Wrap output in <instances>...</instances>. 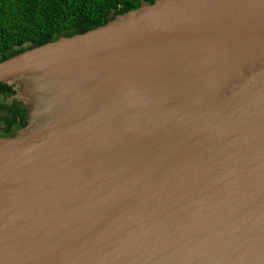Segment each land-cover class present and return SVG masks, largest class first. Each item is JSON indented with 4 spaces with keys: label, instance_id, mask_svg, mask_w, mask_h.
Wrapping results in <instances>:
<instances>
[{
    "label": "water",
    "instance_id": "95a60500",
    "mask_svg": "<svg viewBox=\"0 0 264 264\" xmlns=\"http://www.w3.org/2000/svg\"><path fill=\"white\" fill-rule=\"evenodd\" d=\"M0 82L13 85L8 100L27 110L23 126L0 134V264H264V174L240 196L233 190L264 170V0H141L103 24L0 60ZM199 101L209 113L196 117L191 106L187 122L179 106ZM197 120L204 144L218 133L216 142L229 141L207 178L230 191L234 211L223 216L224 195L204 198L196 209L209 212L211 227L185 218L186 232L169 239L151 237L154 216L141 226L111 217L99 229L103 217L92 213L131 168L136 132L142 148L166 135L151 162L165 177L192 150ZM127 177L122 183L134 184ZM155 182L152 196L168 183ZM200 182H191L197 194ZM209 202L219 215L210 216ZM59 231L61 243L49 242ZM34 232L48 235L39 241Z\"/></svg>",
    "mask_w": 264,
    "mask_h": 264
},
{
    "label": "bare ground",
    "instance_id": "6f19581e",
    "mask_svg": "<svg viewBox=\"0 0 264 264\" xmlns=\"http://www.w3.org/2000/svg\"><path fill=\"white\" fill-rule=\"evenodd\" d=\"M201 91L203 90H197V93ZM207 103L209 102L199 101L196 104H192V102H190L189 104H182L179 106L180 115L184 114V119L187 120V122H190L189 118L191 117V115L188 113L191 110L190 107L193 106L198 109L196 117H199L204 113H209V108L211 107V105L207 106ZM163 108L165 111H173L176 110L177 106H163ZM133 123L135 127H138L139 122ZM204 126L205 125L202 121H196L194 127H201V130L195 136L192 135V138L190 140L191 145L189 147L192 148V150L189 149V152L182 164L179 163L176 165L177 171L172 173L170 172L169 174H166L165 177H162V173L164 172V170L152 167L151 162L155 165L154 158L159 154V148L161 149L163 144L165 145L164 138L166 135H158L157 138L146 142L145 146L142 148L139 144V140L143 139L144 136L141 137V133L138 130L136 132L137 136L135 135V137L132 138L133 143L131 154L128 155L130 158L129 164L131 165V168L128 167L126 171H123L125 176H129L127 177V179L134 181V184L125 186L122 183L123 178L125 177L124 175L116 178V180L112 184L110 191H108L104 198H101L99 200L97 206L94 208V212L92 213V215L97 216L98 218H100V215H102L103 217L100 218L101 220H103V224L101 227H99V229L107 228L108 220L111 217L112 220L121 217L125 220V222L130 221L131 224L133 221L135 222L139 220L138 225L141 226L142 224L148 222L150 219H154L152 217L154 216L155 219L160 218V220L159 222H157L154 219L153 222L149 223V225L151 226L149 230V232H151V237L159 235L156 239H169V236L173 230L186 232L184 227L187 225V223L184 222H187V219L185 218H193V221H195V217H197L198 220H201L206 224V229L211 227L209 226V224H211V221L213 223L214 220L206 218V216L209 215V212L206 211L202 213L201 211L196 209V207L201 208V206L204 205V198L216 199L218 198V196L224 195L225 199L223 200V203L225 205V209L222 211L224 212L223 216L233 212L234 209L230 208V206L232 205V203L235 204V201L232 200L226 204V200L233 197L230 191H224L221 187H218V190L216 187V181H212L207 178L210 169H215V156L216 160L218 157L221 162H224V159L220 155V152L223 156H226L230 152L229 141L225 139V141L221 143L216 142L219 134L218 133L214 135L212 134L213 136H208V142L204 144V139L206 138ZM182 128L184 129V127ZM186 128L189 129L191 127H189V125H186ZM179 130V132L181 133V129ZM168 140H170V138ZM212 143H215V145L211 146ZM123 168L124 167H122L120 170H123ZM189 170L193 171V173L195 174L190 179L188 177ZM255 174H264V170L256 168L252 175L246 176L245 174L241 183L234 182L235 189L233 190H236L234 196H240L238 195V193L243 189V187L259 183V179H257L256 181L254 177ZM201 180L205 182V188H202L201 193L197 194L196 188L194 187V189L191 190L190 187H193V182L199 183ZM155 181H168V183L163 187L159 184V190L156 189L158 194L152 196L154 190L153 187L156 188L154 184L157 182ZM183 185L185 186L183 188V191L181 192L179 191V188ZM224 187L226 186L224 185ZM187 188H189V192L186 190ZM245 193H247V190L245 191ZM263 193L264 190H260L258 195ZM138 195H142L143 199L139 201H132V198L134 196L137 197ZM159 197L162 198V200L165 202L164 207L160 208L159 202L157 204V199ZM180 204L188 205L189 207L185 206L183 207V209H179ZM195 209L200 213L197 212V215H195V213L190 212L196 211ZM206 209L210 211V216L219 215L218 209L217 207H215L213 202L207 203ZM161 223L163 225H160ZM170 225H172L171 228H169ZM159 226L162 229H160ZM142 230H144V228H142ZM60 232L62 231H59L58 233ZM32 234L36 236L39 241H41L48 235L45 234V232H34ZM72 234H74V231H72ZM62 235V233L54 235L49 240V242L59 245L61 243ZM187 236L188 238H190L191 234H187ZM16 245L20 247L19 242Z\"/></svg>",
    "mask_w": 264,
    "mask_h": 264
},
{
    "label": "trees",
    "instance_id": "16d2710c",
    "mask_svg": "<svg viewBox=\"0 0 264 264\" xmlns=\"http://www.w3.org/2000/svg\"><path fill=\"white\" fill-rule=\"evenodd\" d=\"M152 2L153 0H146ZM141 0H0V60L33 45L103 24ZM12 84L0 82V134L24 125L27 110Z\"/></svg>",
    "mask_w": 264,
    "mask_h": 264
},
{
    "label": "rangeland",
    "instance_id": "374dc122",
    "mask_svg": "<svg viewBox=\"0 0 264 264\" xmlns=\"http://www.w3.org/2000/svg\"><path fill=\"white\" fill-rule=\"evenodd\" d=\"M1 122V121H0Z\"/></svg>",
    "mask_w": 264,
    "mask_h": 264
}]
</instances>
